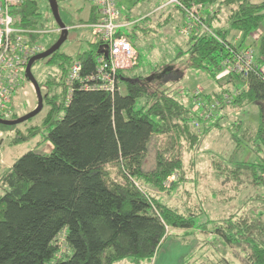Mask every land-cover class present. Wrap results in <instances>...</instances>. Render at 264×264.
Masks as SVG:
<instances>
[{"label": "trees", "instance_id": "16d2710c", "mask_svg": "<svg viewBox=\"0 0 264 264\" xmlns=\"http://www.w3.org/2000/svg\"><path fill=\"white\" fill-rule=\"evenodd\" d=\"M178 1L187 9L203 8V22L208 31L192 35L187 52L180 55H188L189 69L207 72L220 86V93L205 98L209 101L217 98L222 102L221 110L256 106L258 124L250 127L241 119L226 124L229 122L220 116L203 122L199 133L192 124L199 117L193 111L192 97L181 101L152 92L148 85L150 78L131 76L138 65L118 72V87L113 95L80 90L77 85L67 103L66 77L76 59L60 53V49L47 60L50 65L60 61L61 75L46 83L49 89L54 86L60 92L44 96L47 112L36 130L38 135L42 132V139L52 149L49 153L28 152L0 176L3 186L0 264H122L126 260L132 264L152 263L168 238L177 236L179 231L185 232L186 238L199 227L202 214L169 207L151 196L146 188L165 192L167 181L177 175L170 190H178L188 180L184 162L186 147L190 150L191 146L200 145L212 130L222 129L221 122H225L235 146L231 157L250 152L254 158L251 162H230L226 167L233 178L250 171L256 185L264 184L261 180L264 178V80L258 73L216 80L223 62L231 56L230 49H246L234 45L228 37L241 33L244 43L253 33L264 29V0ZM36 7L33 0H25L20 9L14 10L16 26L35 30ZM168 8L167 12L178 10L185 17L179 6ZM223 9L229 10L226 18L229 28L213 30L218 18L221 22ZM92 13L94 17L88 22L95 23V7ZM163 15L165 12L160 14ZM171 16L173 19L174 13ZM163 18L153 28L140 26L143 36L154 37L171 24L169 17ZM122 35V32L118 34ZM255 51L256 64L263 67L264 35L255 44ZM100 56V44L95 43L77 57L83 67L82 80L95 73ZM120 84L125 88L124 93L119 91ZM240 85L246 86L243 94L226 106L222 96ZM144 99L145 103L138 106ZM16 118L15 111L12 120ZM26 138L18 132L11 144H22ZM262 203L264 207V199ZM248 221L239 225L231 220L225 227L215 224L210 232L220 235L225 244L235 242L233 234L242 237L244 233L239 231H247L250 246L247 261L264 264V221L255 217L251 223ZM63 234L69 253L62 255L57 241Z\"/></svg>", "mask_w": 264, "mask_h": 264}, {"label": "rangeland", "instance_id": "374dc122", "mask_svg": "<svg viewBox=\"0 0 264 264\" xmlns=\"http://www.w3.org/2000/svg\"><path fill=\"white\" fill-rule=\"evenodd\" d=\"M33 1L38 11V16L35 18L36 31L40 33L37 42L48 50L60 39V33H57L58 25L47 0ZM57 1L59 3L60 17L67 28H70L68 39L62 46L60 53L77 59L81 52L90 48L88 43L92 38V33L90 29H74L72 26L91 25L92 23L88 22L87 16L90 14L91 19L94 17L92 13L93 5L89 0ZM118 3L119 7L124 10L123 17L129 15L132 10V17L129 20H137L148 15H154L158 12L155 10L157 6H170L168 0H118ZM217 8L218 6L214 7L213 11ZM178 12L180 13V11ZM202 14L204 18V12ZM228 14L229 10L223 9L221 24H213L212 29L216 30L218 27H226ZM154 17L152 18L153 22L156 21ZM179 25L180 21L169 24L154 37H142L141 34L135 38L131 37L130 42L138 48L141 55V59L137 60L136 65L129 68L131 70L138 65L136 70L131 73V76L139 74L142 79L150 78L148 85L152 92L157 91V93L168 94L181 101H186L185 97H193L197 89L201 90L203 97L211 93H220V86L207 72L189 69L186 66L188 55L185 54L181 57L180 54L187 52L189 48L188 39L191 36H177L176 29ZM166 29L173 31L175 36L169 37L166 34ZM205 30L207 29L203 28L197 32L203 33ZM263 31L264 29L261 28L260 32ZM121 32L129 35L131 29L124 27ZM197 32L193 35L197 34ZM253 47L255 48V46ZM58 64H60V61L50 65L49 60H45L35 63L32 67V73L39 85H41L44 96L60 92V89L54 86L51 89L46 87L48 80L61 75ZM119 87V91L123 93L125 88L121 84ZM245 88V85H240V89ZM190 100L191 98L188 99V102ZM144 103L145 99L139 102L138 106ZM12 106L18 118L29 114L37 108L35 89L29 81L24 83V86L16 92ZM258 111V108L252 105L246 108H223L217 111L218 113H216L214 119L224 116L229 122L226 124L235 123L241 119L246 125L255 127L258 124ZM46 112L47 107H44L38 116L27 123L15 127L0 126V176L30 151L39 154L51 151L52 146L44 142L42 132L40 131L39 135L36 132ZM226 124L221 122L222 129L216 128L212 130L210 135L201 144L199 143L200 145H193L190 150L186 147L184 162L188 180L181 184L178 190H170L173 182L178 179L177 175L167 181L165 192L146 188L151 196L157 198L163 204L183 210L191 209L192 213H200L202 216L198 221L199 227L191 230L186 238L183 236L186 235L183 234L185 232H176L177 236H171L163 243L152 263L143 264H249L246 259V253L250 251V246L246 239V236H248L247 231H239L244 233L242 237H239L237 233L233 234L232 237L235 242L225 244L224 239L220 235L210 232L215 224L224 225L225 227L229 225L231 220H233L232 223L239 225L243 221L241 225H244L246 220L251 223L253 217L259 221H264V216L261 217L259 215L264 214V207L262 206L264 184L262 186L256 185L250 171H243L238 179H234L232 173L228 170L229 168L226 167L235 160L239 162L254 161L250 152H245L242 155L237 154L235 158L231 157L235 146ZM18 132L23 137L28 138L22 144L12 145L14 134ZM32 133L34 134L31 135ZM155 142L156 140L154 144ZM153 154L154 149L150 154L151 162L154 161ZM150 165L152 164L150 163ZM261 180L264 183L263 176ZM2 188L3 186L0 182V189ZM231 216L233 217L231 218ZM57 246L60 247L59 253L62 255L69 253L68 247L64 242V234L58 238ZM130 261H123L122 264H132Z\"/></svg>", "mask_w": 264, "mask_h": 264}, {"label": "built area", "instance_id": "2783aa9c", "mask_svg": "<svg viewBox=\"0 0 264 264\" xmlns=\"http://www.w3.org/2000/svg\"><path fill=\"white\" fill-rule=\"evenodd\" d=\"M96 8V22L90 27L100 44L101 50L107 51V55L101 54L97 59L96 71L85 81L82 80V64L76 59L66 77L67 103L72 99L73 93L79 85L80 90H95L114 94L118 87V72L127 71L136 65L137 53L130 40L122 35L118 36L121 29L129 27V23L121 21V9L118 0H89ZM170 5L179 6L185 13L184 24L178 30V34L190 37L198 30L206 28L203 22L202 7L185 8L178 0H168ZM25 0H0V117L4 120H12L15 110L12 103L16 92L24 86L27 67L31 59L43 54L47 49L38 44V31L16 26L13 11L20 9ZM207 29V28H206ZM205 31H208L205 30ZM60 33V30H57ZM198 33V32H197ZM255 32L252 37L256 35ZM217 39V37L214 35ZM254 39H257L254 37ZM231 56L222 64V72L216 80L221 81L231 75L248 77L251 73H258L264 80V66L256 64V51L253 46L236 51L230 49ZM244 89H233L231 93H225L223 103L230 106L232 101L241 96ZM193 111L198 114L192 124L200 133L202 123L214 119L218 110H221L222 102L217 98L207 100L200 89L192 97Z\"/></svg>", "mask_w": 264, "mask_h": 264}, {"label": "crops", "instance_id": "0c3cea01", "mask_svg": "<svg viewBox=\"0 0 264 264\" xmlns=\"http://www.w3.org/2000/svg\"><path fill=\"white\" fill-rule=\"evenodd\" d=\"M119 4V3H118ZM94 8V7H93ZM121 9V8H120ZM169 8L168 7H166L165 5L164 6H157L156 8H155V10L156 11H158L157 13H155L154 15H148V16H146V17H144V18H141V19H135V20H129V18H131L132 17V15H131V13H132V10H131V12L129 13V15H127V16H125V17H123V8L121 9V21L123 22V23H129V21H130V26L129 27H126L127 29H131V33L128 35V34H126V33H122L124 36H127L128 38H129V40L131 41V37L132 38H135V37H137V35H140L141 34V36L142 37H144L143 35L144 34H142V29L144 28V27H146V28H148L149 29V27H155V26H157L158 25V23H159V21H161L162 20V18L163 19H165V16L166 17H169V21L171 20V24H173V23H175L176 21H180V25L177 27V29H176V33H177V36H180L179 34H178V30H179V28L184 24V17H183V15L181 14V13H179L178 11L176 12V11H172V10H169L168 12H167V10H168ZM160 11H162V12H165V15H163L162 17L160 16V14L162 13V12H160ZM172 13H174V17H173V19H172V16H171V14ZM90 16V17H89ZM155 16V17H154ZM171 16V17H170ZM155 18L156 19V21L155 22H153L152 21V18ZM216 17V16H215ZM87 18H88V20H90L91 19V15L89 14L88 16H87ZM97 18V17H96ZM125 18V20H123ZM151 18V20L150 21H146L145 22V20H147V19H150ZM178 18V19H177ZM219 19V18H218ZM217 19V24L218 25H220L221 23H220V21ZM219 21V22H218ZM93 24V23H92ZM91 24V25H92ZM91 25H89V26H81V25H79V26H72L74 29L75 28H87V29H90V31H91V33H93L92 32V29H91ZM227 26L226 27H221L223 30H227L228 28H229V25L228 24H226ZM140 26H142L143 28H141ZM68 29H69V31H70V28L68 27ZM72 29V28H71ZM168 29V28H167ZM166 29V30H167ZM261 30V29H260ZM260 30H259V33H256V35H254V37H256L257 39H254V37H250V39L249 40H247L246 42H242L243 41V37H242V34L241 33H233V34H231V36H229L228 37V40H230L234 45H236V46H240V45H242V47L243 48H247V47H249V46H255V44H257V42H259L260 41V39H261V37L264 35V31L263 32H260ZM199 33V32H198ZM166 34L170 37V36H175L174 35V33H173V31H171L170 29L169 30H167L166 31ZM130 36V37H129ZM181 37V36H180ZM96 43V38L93 36V34H92V38L90 39V41H89V43H88V46L90 47L88 50H90L91 48H92V45L93 44H95ZM131 44H132V46L134 47V49H135V52L137 53V57H138V61L141 59V55H140V53H139V50H138V48H136L134 45H133V43L131 42ZM88 50H86V51H88ZM86 51H83V52H86ZM83 52H81V53H83ZM80 53V54H81ZM79 54V55H80ZM78 55V56H79ZM77 56V57H78ZM124 92H125V89H124ZM123 92V93H124ZM238 114V113H237ZM224 117V116H223Z\"/></svg>", "mask_w": 264, "mask_h": 264}, {"label": "water", "instance_id": "95a60500", "mask_svg": "<svg viewBox=\"0 0 264 264\" xmlns=\"http://www.w3.org/2000/svg\"><path fill=\"white\" fill-rule=\"evenodd\" d=\"M50 6V9L52 11L53 17L58 25V29L60 30V39L58 40V42L52 46L50 49H48L46 52H44L43 54L31 59V61L28 64L27 67V72H26V78L27 80L33 85L34 89H35V93L37 96V108L30 112L29 114L15 119V120H4L0 117V126H4V127H15L21 124H24L30 120H32L33 118H35L36 116H38L44 109V95L42 93V89L41 86L39 85L38 81L36 80V78L34 77L33 73H32V67L35 65V63L39 62V61H45L49 58H51L54 54H56L61 48L62 46L66 43L68 36H69V29L67 28V26L65 25V23H63L61 17H60V12H59V3L57 0H47ZM101 50V48H100ZM101 54L107 55V51L105 50H101Z\"/></svg>", "mask_w": 264, "mask_h": 264}, {"label": "flooded vegetation", "instance_id": "af4514ba", "mask_svg": "<svg viewBox=\"0 0 264 264\" xmlns=\"http://www.w3.org/2000/svg\"><path fill=\"white\" fill-rule=\"evenodd\" d=\"M59 30V29H58Z\"/></svg>", "mask_w": 264, "mask_h": 264}]
</instances>
